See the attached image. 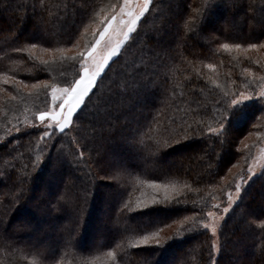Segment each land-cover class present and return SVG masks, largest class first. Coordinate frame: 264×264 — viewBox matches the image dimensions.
<instances>
[{
	"label": "trees",
	"instance_id": "16d2710c",
	"mask_svg": "<svg viewBox=\"0 0 264 264\" xmlns=\"http://www.w3.org/2000/svg\"><path fill=\"white\" fill-rule=\"evenodd\" d=\"M210 1L207 8L202 4L199 7L196 0L153 1L149 16L154 14L147 21L152 28L144 32L146 35L139 34L143 35V44L138 39L127 44L98 80L96 94H90L86 106L76 113V145L69 131L57 134L58 141L73 145L72 151H63L61 163L54 162L55 154L51 152L41 169L32 168L29 149L25 156L16 158L18 145L11 150L0 146V264H98L90 261L102 256L106 248L97 246V252H81L80 244L70 242L76 230L63 226V222L68 215L77 222L85 218L89 195L97 188L98 178L112 177L117 164L127 165L128 175L133 173L145 184L177 185L180 195L169 200L183 204L170 209V202L152 211L137 210L135 214L124 208L119 210L122 224L115 226V236L109 237H123V244L128 238H140L154 230H141L145 213L162 218L169 225L186 216L191 218L186 221L188 227L192 223L199 225L209 199L232 187L242 174V170L234 172L235 168L245 167L251 157L244 141L256 132L257 119L264 110L258 111V105L251 104L239 122L232 125L227 118L233 116L234 109H225L221 101L226 93L232 97L247 87L253 88L250 82L264 75V46L248 47L264 45V4L260 0ZM88 2L106 5L108 0ZM80 3L82 0H0V128L11 121L31 118L26 109L37 111L46 105V93L39 82L54 84L53 65L63 64L62 71L70 75V80L77 76L79 67L70 59L61 60L57 49L71 48L59 41L83 17ZM211 11L216 17H210ZM41 33L50 42L31 51H15L39 43L28 37ZM228 43L241 44L243 50L224 48L223 44ZM142 52L147 55L142 57ZM52 57L55 62L41 63ZM142 58L149 61L147 71ZM209 64L215 67L211 69ZM217 107L224 110L225 122L228 121L222 136L207 134L199 138L190 131L187 139L172 143L174 129L182 123L186 126L202 120L217 125L221 115ZM259 130L264 137V128ZM157 141L161 142L159 146ZM163 141H168L169 146L164 147ZM90 149L103 161V168L94 165L89 180L83 171L84 163L72 164V159H79V151L87 156ZM181 150L185 158L168 162ZM71 171L83 174L80 183L71 182ZM43 186L42 193L55 192L54 201L48 203L47 196L37 195ZM34 187L37 190L29 192ZM28 202L46 208L49 218L44 221ZM190 203L201 208L195 211ZM25 215L29 222H14ZM53 223L59 232L49 230ZM51 237H56L57 245L51 243ZM170 237L161 238L163 247L134 245L130 254H124L125 264H153L154 260L165 264L169 256H173L171 264H213L208 230L197 226L184 239ZM220 241L221 251L215 264H264V171L244 187L240 201L220 230Z\"/></svg>",
	"mask_w": 264,
	"mask_h": 264
},
{
	"label": "rangeland",
	"instance_id": "374dc122",
	"mask_svg": "<svg viewBox=\"0 0 264 264\" xmlns=\"http://www.w3.org/2000/svg\"><path fill=\"white\" fill-rule=\"evenodd\" d=\"M154 1V0H153ZM198 1V2H197ZM141 0H134V3H139ZM196 3L200 5L202 4L203 8H207L208 5H211L210 0L206 1H200L196 0ZM152 5L150 6L149 12L145 14V16L141 19V21L138 22V28L135 33L132 34L131 39L129 42H127L125 45L122 46L121 53L124 50V48L127 46V44H133L138 41H142L141 44H143L144 39L143 35H146L148 33V28H152L151 23H147V21L152 17L154 13H152L150 16V10H151ZM217 6H215L216 9ZM154 12V11H153ZM205 11H203V14ZM212 11L210 13V17H216L214 14L212 15ZM204 17V18H202ZM206 16H201L202 19H205ZM209 17V16H208ZM207 17V18H208ZM95 26V25H94ZM94 28V27H93ZM149 30V31H150ZM143 32V35L140 37L139 34ZM147 32V33H144ZM139 36V37H137ZM159 36V35H158ZM137 37V38H136ZM86 37L82 36V38L79 40L80 45L84 46V42L86 43ZM84 41V42H83ZM224 45V44H223ZM230 50L232 49H237L235 47L236 44H231L228 43ZM241 45V44H240ZM263 47V46H262ZM243 46L238 49V51H242ZM120 53V54H121ZM117 57H114L116 59ZM112 61L109 62V65H111ZM63 64H55L53 65L52 73L54 77V84H57L61 87H63V83L65 84L66 81L70 80V75H67V73H64L65 71L63 68L65 67ZM109 65L105 68L104 73L108 69ZM213 69V68H211ZM80 72V69L78 68L77 73ZM102 73L101 76L104 75ZM264 76V75H263ZM262 76H256L255 82H250L251 85H254L253 88L247 87L242 90L246 95H255L257 92L260 91V88L264 86V81H261L259 78ZM100 78H98L99 80ZM53 84V83H52ZM251 88V89H250ZM241 92V91H240ZM46 105L37 111H34V109H26L27 111L29 110V113L31 118L23 119V120H18L19 122L11 121L3 125V128H0V146H5V149L11 150L15 146L18 145V148L16 150H19L18 153H16L15 157L19 158L25 156L26 151L31 152L32 160H31V166L33 167H39L40 169L42 166L45 164L46 158L49 155V153L53 152L55 155L53 156L54 162L61 163L62 158L64 156V152H70L72 151L73 145H76V137H75V123L74 121V126L72 127L71 130L66 129L65 131L70 132V138L73 140V145L71 146H66L65 143L62 141L57 140V134L59 133V130H56L54 132V138L53 139H48L44 138L41 139L43 129L39 127H34L38 123L36 119H34V116L39 112L46 110L47 108L51 107V98H50V90L49 94H46ZM218 108V107H217ZM217 110V109H215ZM79 111V110H78ZM218 112H221L225 115L224 110H221L218 108ZM78 113V112H77ZM75 115L73 116V120H75ZM230 118V115L228 116ZM227 118V119H228ZM229 120V119H228ZM256 123V132L251 134L245 141V146H249L250 149V160L247 163L245 167L241 168H235L234 172H238L242 170V174L235 179L232 187L228 190L225 191L222 195L219 196H214L215 198L209 199V201L206 203L207 208L204 210L205 213L203 214L202 217V222L204 224L211 223L213 222V218H208L206 214L208 212L214 213L215 220L218 222V228H217V234L213 236L211 233L210 229H207L211 235V242H212V248L213 244L216 245V249H218V254H216V249H213V264L216 263L217 258L219 257L220 251H221V241H220V230L223 227V224L228 216V214L232 211L234 206L240 201L242 191L244 187L259 173L264 171V137L262 136V132L259 129L264 128V112L261 113L260 117L257 119ZM227 120L225 124L227 125ZM3 124V123H2ZM207 125L211 127H217L218 125H214L212 121L206 122ZM19 128L21 129L20 131H16V129ZM32 130L33 132H28ZM260 137L262 139H260ZM253 142H256L254 145ZM182 145V144H181ZM29 147V148H28ZM25 148V150H24ZM185 150V149H184ZM15 153V152H14ZM175 153V152H174ZM181 157L185 158L184 151L181 150L178 153H175L172 155L168 162H175L179 161ZM74 161V159H72ZM72 164H75L76 161L73 162ZM131 164V163H130ZM249 166H251V172L249 171ZM39 169V170H40ZM54 168H52L53 170ZM51 170V171H52ZM129 170L127 169V165H116L115 170L113 174L111 175L112 177H104L101 176L98 178V185L97 188H93L91 190V194L89 195V200H88V208H87V214L84 215L85 218L82 221H76L75 217L72 215H68L69 218H65V222H63V226H66L69 229L76 230L74 235L72 234L70 242L73 244H80L81 248L78 247V250L81 252H84L87 254V252H95L96 250L98 251L99 246H103L105 249L104 254L102 256H96L94 257L93 260L90 262L98 263V264H120V261L122 264H125L124 261H126L124 254L128 251L130 254V249L133 247H136L134 245H138L139 238H128L126 243L124 241L123 237H117V238H110L109 234H112V236H115V226L120 227L123 220V217L119 215V210L124 208V205H128V208L126 211L129 213L135 214L137 209H136V203L138 201H143L144 203H150L151 198L153 196H156L160 198L161 200L164 199L165 195L168 197H172L175 194L178 196L180 195V188L172 183H166L164 185H158V184H145L138 176L134 175L133 173H130L128 175ZM254 173V174H253ZM71 182H77L80 183V177L83 178V174L81 172H76V171H71ZM46 174L44 175V177ZM43 177V178H44ZM77 177V178H76ZM79 178V179H78ZM2 182V180L0 181ZM41 181V185H42ZM3 183V182H2ZM82 184V183H81ZM239 184L241 186V191L238 193L236 191V185ZM39 183V187L41 186ZM154 185L160 186V187H154ZM166 186V187H165ZM37 187L31 188L29 192L32 193L34 192ZM43 188H39L37 192V195L42 197V195H45L48 197V200H50L48 203L52 202L55 200L54 193L51 194L49 193H42ZM97 189V190H96ZM229 194L231 195L232 198V204L231 207H229ZM176 200L171 202L170 205L173 208L170 207V209H176L178 208L175 203ZM196 203V202H195ZM195 203H190V206L194 207L193 209L195 211L199 210L201 206H196L194 205ZM22 205V204H21ZM28 205H32L34 211L36 213H40L42 216V219L45 221L47 217L49 218V215L47 214L46 208L40 207L39 204H34L28 202ZM93 205V206H92ZM96 205V206H95ZM181 205H183L181 203ZM118 206V207H117ZM156 206H161V205H156ZM156 206H153V208H156ZM96 207V208H95ZM114 207L117 208L116 212L113 211ZM224 208H229V211L227 213H224L223 209ZM93 209V213L90 214V210ZM125 209V208H124ZM149 210V209H146ZM195 214V213H194ZM119 215V216H118ZM154 216V215H151ZM221 217H223L221 219ZM43 221L42 224L45 222ZM175 221V219H174ZM180 221V220H179ZM14 222L16 224L20 223H26L29 222V219L27 215L22 216V217H17L14 219ZM56 223H53L52 226H48L51 230V232H57L59 228ZM193 223L191 224V226ZM191 226L189 228H191ZM182 228V226L178 223H171L170 227H166L163 229V231L160 233L159 238H163L166 235H169L172 237L173 232H176L177 229ZM59 232V231H58ZM185 236H189L188 234H185ZM136 239V240H135ZM52 244L57 245L59 242L56 237H51L49 238ZM69 241V240H68ZM98 246V247H97ZM124 248V250L122 249ZM96 251V252H97ZM89 252V253H90ZM115 253V255H113ZM132 256L129 255V258ZM173 256L168 257V261L165 262V264L170 263V260ZM31 263H34L33 261ZM95 264V263H94ZM153 264H159L157 261H153ZM171 264V263H170Z\"/></svg>",
	"mask_w": 264,
	"mask_h": 264
},
{
	"label": "snow or ice",
	"instance_id": "6c2138e0",
	"mask_svg": "<svg viewBox=\"0 0 264 264\" xmlns=\"http://www.w3.org/2000/svg\"><path fill=\"white\" fill-rule=\"evenodd\" d=\"M260 2L261 4H264V0H260ZM152 4L153 0H141L139 3H134V0H108L106 5L103 3L93 5L90 4L88 0H82V3L78 5V8L83 13V17L80 19L79 24H76L74 29L71 32H67L59 41L61 44L70 45L71 48L57 49L61 52V60L70 59L79 67L80 72H78L77 76L70 81H66L63 87L49 83L48 81L39 82V84L43 86L46 94H49L50 90L52 105L46 110L39 111L34 116V119L38 121L34 127L43 129L41 139H53L56 130H59L60 133H64L66 129H72L74 126V114H76L78 110H83L82 106H86V98L90 99L91 95L96 94L94 89L98 91V78L104 73L109 62L113 61L114 57H119L122 46L130 41L132 34L137 31L138 22L141 21L147 12H149ZM84 20H87L88 23H84ZM93 24L95 27L91 28V25ZM81 36L87 37V43L83 47H81L79 43ZM28 39H35L39 43H30L26 48H17L15 51H31L37 49L42 43L50 42L48 37L43 33L30 36ZM262 46L264 45H248L250 49H256ZM223 47L229 48V45L224 44ZM235 47L239 49L241 45L236 44ZM72 49H76V51H71ZM67 52H70L71 54L68 55L66 54ZM146 55V52L141 53L142 57ZM158 55L159 54H157V56ZM55 60L56 58L52 57L51 60H41V63L48 65L55 62ZM148 63V60L141 59V64L144 65L145 71L148 70ZM256 63L259 64L260 61L257 60ZM152 66L153 68L155 67V62H153ZM208 67L214 68L215 65L209 64ZM259 79L264 81V76ZM20 83L23 82L21 81ZM33 87H37V85H33ZM221 103L224 105L225 109H229L230 107L234 109L233 116L228 119L230 124L235 125L244 116L245 109L251 104H257L258 111L264 110V86H262L260 91L255 95H246L241 91L230 97L226 93L225 98ZM236 113H239V115H236ZM225 119V115L221 113L217 121V127H211L202 120L193 121V124H197L199 127H193V124H187L185 126V124L182 123L174 129L175 136L172 143H179L182 140L187 139L190 131L196 134L199 138H203L207 134L222 136L227 130ZM20 130L21 129L19 128L16 129V131ZM92 131L94 135L96 130L93 129ZM175 137H179V139H176ZM156 143L159 146L161 142L157 141ZM163 146L168 147L169 142L163 141ZM84 147H89V145L85 144ZM91 151L92 150L90 149L87 156L84 151H79V159L76 161L77 164L84 163L83 171L89 180L94 174V165H99L103 168V161L97 159L95 155H92ZM249 171L251 172V166H249ZM154 187L160 186L154 185ZM235 187L236 191L239 193L241 191V186L237 184ZM228 198L229 207H231L232 198L230 194ZM169 203L170 200L167 195H165L163 200L153 196L150 203L146 204L143 201H138L136 203V209L140 211L149 209V211H152L153 206H167ZM175 203L177 207L181 206V201L176 200ZM124 208L127 209L128 205H124ZM223 211L224 213H227L229 208H224ZM144 215L146 218L141 223V230H154L149 231L147 234L140 237L137 246L163 247L164 241H162L159 236L163 229L170 227V225L162 218L150 216L146 213ZM206 216L208 218H213V222L204 224L201 221L199 225L193 224L191 228L186 224V221L191 219L190 217L186 216L183 220L173 221V223L180 224L182 228L177 229L174 235L168 239H184L185 234L190 235L193 229L197 226L206 230L210 229L213 236H215L219 225L215 220L214 213L208 212ZM222 218L223 217H221V219ZM213 249H216L215 244H213ZM216 254H218V249H216ZM113 255H115V253H113Z\"/></svg>",
	"mask_w": 264,
	"mask_h": 264
}]
</instances>
